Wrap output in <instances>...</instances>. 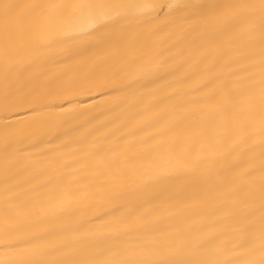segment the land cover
<instances>
[{
	"label": "snow or ice",
	"instance_id": "snow-or-ice-1",
	"mask_svg": "<svg viewBox=\"0 0 264 264\" xmlns=\"http://www.w3.org/2000/svg\"><path fill=\"white\" fill-rule=\"evenodd\" d=\"M162 33L176 37L170 49L178 51L170 57L162 58L153 40ZM0 34V112L5 120L22 109L32 113L0 129L7 158L15 160L18 145L32 139L34 127L46 124L43 109L53 107L54 99L112 89L121 94L119 100L135 106L143 103V94L133 89L134 83L164 79L184 65V75L168 83L173 89L169 97L179 93L190 70L203 67L185 93L190 99L174 108L188 111L191 105L193 113L207 109L210 117H222L224 137L231 141L228 151L209 163H203L202 155L186 163L188 151L175 152L170 145L168 167L152 179L194 177L190 198L181 199L185 184L172 189L166 204H154L146 193L139 203L105 213L110 219L94 228L82 223L40 228L29 219L30 207L19 199L18 184L10 183L14 177L6 168L0 264H264V0H0ZM22 35L44 55L20 63L17 40ZM54 54L65 56L70 70L47 77L43 85L35 83ZM33 68L37 71L25 75ZM152 91L155 101L158 90ZM149 111L161 115L154 103L144 107V113ZM174 124L170 119L166 128ZM85 140L82 136L78 143ZM117 154L127 159L102 142H93L85 152L99 187L124 178ZM90 195L61 193L59 211L79 206ZM212 196L218 203L211 222L185 213L193 201Z\"/></svg>",
	"mask_w": 264,
	"mask_h": 264
},
{
	"label": "bare ground",
	"instance_id": "bare-ground-1",
	"mask_svg": "<svg viewBox=\"0 0 264 264\" xmlns=\"http://www.w3.org/2000/svg\"><path fill=\"white\" fill-rule=\"evenodd\" d=\"M10 2L29 4L42 0ZM112 2L132 3L135 0ZM192 2L203 3L208 0ZM2 39L0 34V42ZM175 39L176 37L169 39L167 33L153 38L157 48L163 50L162 58L170 57L178 51L176 48L170 49ZM17 45V59L22 64L44 55L43 50L36 51L29 47L25 35L18 38ZM70 63L63 55H51L39 70L34 82L43 85L47 77L56 78L69 71L67 65ZM202 67L200 65L190 70L187 81L179 86V93L171 97L167 94L173 92V89L168 83L182 77L188 69L187 65L179 67L174 75H166L164 79H157L155 82L144 79L134 83L133 89L143 94V103L135 106H131L130 101L119 100L117 97L121 94L112 89L56 98L53 107L43 109L46 124L34 127L32 139L18 145L21 151L15 160L6 157L3 136L0 134V221L6 207V168L8 175L14 177L10 183L18 184L19 199L30 207L29 219L37 221L40 228L50 230H56L63 225L75 227L81 223L87 228L102 225L110 219L105 213L116 212L127 202L139 203L146 193L151 194L154 204L169 203L173 196L172 189L177 184L186 185L181 199L190 198L192 185L196 183L194 177L169 176L162 183H155L152 178L168 167L166 162L170 145H174L175 152L188 151L189 158L186 163H191L197 155L206 158L203 163H209L216 158V154L229 149L231 141L224 137L222 117H210L207 109L193 113L190 111L191 105H186L188 111L174 108L177 103L190 99L185 93L191 89L192 82ZM36 71L35 68L26 69L25 75ZM153 89L158 90L156 95L159 98L155 101ZM2 98L3 83L0 81V102ZM153 103L156 111L161 113L159 117L152 111L143 112L146 105ZM31 115V112L22 109L19 115H9L5 120L4 113L0 112V129L8 121L27 119ZM173 118L175 124L168 130L166 125ZM142 120H147L148 123L141 128L139 125ZM82 136L86 140L78 143ZM93 142H102L126 153V160L117 154V163L125 172L122 181L105 184L103 188L98 186L99 181L93 177V168L85 158V152ZM52 160L57 163L50 164ZM86 191L91 195L82 199L79 206L59 211L61 193H74L83 198ZM192 203L193 207L184 211L193 220L208 223L214 219L215 205L218 203L215 196L203 203L199 200Z\"/></svg>",
	"mask_w": 264,
	"mask_h": 264
}]
</instances>
